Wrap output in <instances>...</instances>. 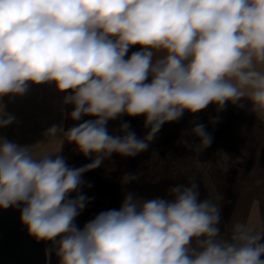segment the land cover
Listing matches in <instances>:
<instances>
[{"label":"clouds","instance_id":"1","mask_svg":"<svg viewBox=\"0 0 264 264\" xmlns=\"http://www.w3.org/2000/svg\"><path fill=\"white\" fill-rule=\"evenodd\" d=\"M42 84L63 94L72 110L62 114L76 122L43 136L91 161L70 167L62 151L37 154L0 135V209H19L28 234L50 245L46 256L59 264H264V230L236 222L222 238L221 208L201 200L195 182L166 197L125 190L118 208L76 223L93 199L84 174L114 154L147 151L165 123L210 105L243 107L242 99L264 119V0H0V128L16 120L3 98ZM123 116H143L147 134L138 138L127 122L110 132ZM193 123L186 133L200 153L212 136ZM138 179L128 172L120 184Z\"/></svg>","mask_w":264,"mask_h":264},{"label":"rangeland","instance_id":"2","mask_svg":"<svg viewBox=\"0 0 264 264\" xmlns=\"http://www.w3.org/2000/svg\"><path fill=\"white\" fill-rule=\"evenodd\" d=\"M138 50L134 46L128 54ZM62 99L63 94L50 84L30 85L23 96L4 97L5 111L14 115L16 120L8 127L0 128V135L19 145H33L37 154L62 151L70 167L78 168L90 163L89 158L74 150V145L66 142L62 144L55 138L43 136L53 124L63 122L65 128H68L76 123L64 118L62 107L68 112L72 108L70 105L62 106ZM210 112L214 114V110L202 116L185 112L179 121L162 126L147 151L132 158L114 154L101 167L85 173L83 179L92 187L83 191L93 199L77 217V225L82 227L99 212L118 208L125 190H132L144 198L166 197L170 187L195 182L199 186L200 199H210L221 208L219 226L222 238H230L232 226L236 222L251 224L257 232L264 230V205L252 199L242 200L247 189L253 187H247L244 183L243 166L228 151L227 144L212 138L210 146L200 153L191 148V141L199 143V140L186 131L195 126L193 121L201 123L205 119L211 120L214 115ZM87 119L91 117H84L80 122ZM122 122H127L138 138L147 134L143 116H123L119 120L110 121L109 131L115 132ZM210 127L214 129L215 125ZM128 172L137 174L139 179L122 186L121 177ZM260 243H264V237Z\"/></svg>","mask_w":264,"mask_h":264},{"label":"crops","instance_id":"3","mask_svg":"<svg viewBox=\"0 0 264 264\" xmlns=\"http://www.w3.org/2000/svg\"><path fill=\"white\" fill-rule=\"evenodd\" d=\"M243 107L231 103L226 104L221 112L216 111L215 105H210L199 115L214 110V117L219 122L214 129L210 126V118L201 123L215 141L225 142L229 152L242 164V178L248 188L244 198L256 200L264 205V119L258 118L249 109L251 104L246 99L238 102ZM201 115V116H202ZM213 117V118H214ZM249 197V198H248Z\"/></svg>","mask_w":264,"mask_h":264},{"label":"flooded vegetation","instance_id":"4","mask_svg":"<svg viewBox=\"0 0 264 264\" xmlns=\"http://www.w3.org/2000/svg\"><path fill=\"white\" fill-rule=\"evenodd\" d=\"M48 247L28 234L19 209H0V264H58L54 253L46 256Z\"/></svg>","mask_w":264,"mask_h":264}]
</instances>
